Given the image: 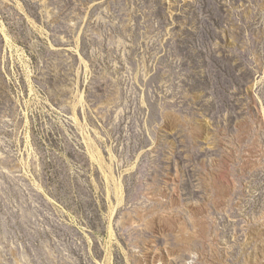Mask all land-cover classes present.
Returning a JSON list of instances; mask_svg holds the SVG:
<instances>
[{
	"label": "rangeland",
	"instance_id": "obj_1",
	"mask_svg": "<svg viewBox=\"0 0 264 264\" xmlns=\"http://www.w3.org/2000/svg\"><path fill=\"white\" fill-rule=\"evenodd\" d=\"M0 264H264V0H0Z\"/></svg>",
	"mask_w": 264,
	"mask_h": 264
}]
</instances>
